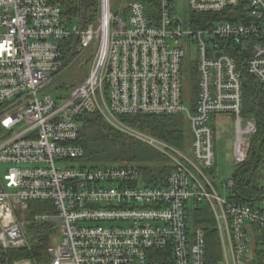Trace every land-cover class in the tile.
<instances>
[{
  "label": "built area",
  "instance_id": "obj_1",
  "mask_svg": "<svg viewBox=\"0 0 264 264\" xmlns=\"http://www.w3.org/2000/svg\"><path fill=\"white\" fill-rule=\"evenodd\" d=\"M100 4L96 23L82 28L64 24L60 0H0V253L31 250L26 226L57 222L59 242L30 264H208L206 231L190 219L205 206L219 235L217 264H264V201L222 198L210 177L212 118L234 119L236 165L257 132L243 116V75L264 86V0H187L188 30L177 0H159L156 21L141 0ZM90 49L88 76L55 99L50 87L69 57ZM95 113L169 159L164 185L147 184L134 165L81 164V117ZM139 115L185 116L189 149L121 121ZM31 202L56 215L28 220Z\"/></svg>",
  "mask_w": 264,
  "mask_h": 264
},
{
  "label": "trees",
  "instance_id": "obj_2",
  "mask_svg": "<svg viewBox=\"0 0 264 264\" xmlns=\"http://www.w3.org/2000/svg\"><path fill=\"white\" fill-rule=\"evenodd\" d=\"M146 6L147 16L156 21L159 15V0H141ZM63 8V21L66 25L78 24L86 28L95 24L100 16V0H60ZM192 18H195L192 15ZM69 56V55H67ZM72 55L69 57V60ZM240 64L244 65L242 61ZM90 67V63H89ZM88 76L85 75L83 81ZM244 114L247 119H254L257 132L253 135L245 161L236 165L232 180L234 186L230 190V201L261 206L264 201V86L249 75L244 74ZM81 81L80 83H82ZM188 83L193 86L194 77L188 76ZM79 84H73V88ZM195 89V88H194ZM194 103V98L191 99ZM121 121L137 131L164 141L179 149L190 144L189 121L183 115H139L122 118ZM81 137L79 143L85 154L83 163L99 167L108 165L139 164L144 181L147 184L164 185L172 166L168 158L150 145L129 136L110 125L100 114H85L81 117ZM217 138V131H216ZM49 213L56 215L49 204L31 202L27 211V219L34 215ZM194 227H202L207 234L208 264H217L222 259L219 235L213 213L205 206L190 214ZM60 224L57 222H39L28 226L27 233L32 243L31 250H19L0 253L8 264L17 258L33 257L46 261L48 248L58 238Z\"/></svg>",
  "mask_w": 264,
  "mask_h": 264
},
{
  "label": "rangeland",
  "instance_id": "obj_3",
  "mask_svg": "<svg viewBox=\"0 0 264 264\" xmlns=\"http://www.w3.org/2000/svg\"><path fill=\"white\" fill-rule=\"evenodd\" d=\"M123 2V0H116L115 7H119V5ZM178 6L177 11L182 18L185 20L184 28L186 30L190 29L189 21L192 18V14L188 8L187 0H177ZM116 12V9H115ZM94 57V49H90L86 51L84 54L72 55V58L67 62L66 68H64L60 73V75L54 80L50 89L51 95L55 99L65 100L68 95L71 93L73 89V84H81L85 75L89 73L92 59ZM195 58V52L192 50L190 52V58L185 61V69L189 72V68L191 67V61ZM187 98V97H186ZM187 119V118H186ZM212 125L216 128L217 131V139H216V165L213 169V173H211L210 177L216 187V190L221 195L222 198H227L230 194V190L228 188H224L223 184H229V181L232 179V175L235 169V150H234V138H235V127H234V119L231 116H219L216 118H212L210 120ZM189 139L190 144L192 143V133L191 126L189 124ZM190 144H187L185 149H180L187 151L190 147ZM179 149V148H177ZM248 154V153H247ZM247 157V156H246ZM79 164V163H76ZM81 164H84L81 162ZM134 166L139 168V164H134ZM5 168L7 166L1 167V173H5ZM262 183L264 184V174ZM27 218V214H26ZM28 224L26 227L28 229ZM60 236V232H59ZM30 243L31 240L29 239ZM58 238L55 239L52 244H57ZM32 245V243H31ZM21 261H18L20 260ZM14 264H30L28 259L26 258H16Z\"/></svg>",
  "mask_w": 264,
  "mask_h": 264
},
{
  "label": "crops",
  "instance_id": "obj_4",
  "mask_svg": "<svg viewBox=\"0 0 264 264\" xmlns=\"http://www.w3.org/2000/svg\"><path fill=\"white\" fill-rule=\"evenodd\" d=\"M191 142V141H190Z\"/></svg>",
  "mask_w": 264,
  "mask_h": 264
}]
</instances>
